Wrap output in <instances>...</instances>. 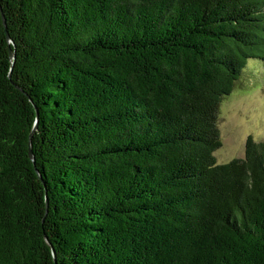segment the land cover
<instances>
[{"label": "trees", "instance_id": "trees-1", "mask_svg": "<svg viewBox=\"0 0 264 264\" xmlns=\"http://www.w3.org/2000/svg\"><path fill=\"white\" fill-rule=\"evenodd\" d=\"M249 60L264 0H0V264H264V141L214 156Z\"/></svg>", "mask_w": 264, "mask_h": 264}, {"label": "rangeland", "instance_id": "rangeland-1", "mask_svg": "<svg viewBox=\"0 0 264 264\" xmlns=\"http://www.w3.org/2000/svg\"><path fill=\"white\" fill-rule=\"evenodd\" d=\"M218 127L221 147L214 153L218 164L243 159L249 138L264 141V61H248L234 91L220 105Z\"/></svg>", "mask_w": 264, "mask_h": 264}, {"label": "water", "instance_id": "water-1", "mask_svg": "<svg viewBox=\"0 0 264 264\" xmlns=\"http://www.w3.org/2000/svg\"><path fill=\"white\" fill-rule=\"evenodd\" d=\"M12 57H13V55H12ZM38 116V115H37ZM37 123V122H36ZM31 155V154H30ZM31 158H33L32 156H31ZM50 247H51V252H52V255H53V258H54V262H56V255H55V251H54V249H53V247L50 245Z\"/></svg>", "mask_w": 264, "mask_h": 264}]
</instances>
